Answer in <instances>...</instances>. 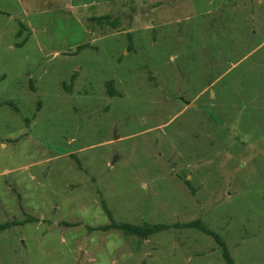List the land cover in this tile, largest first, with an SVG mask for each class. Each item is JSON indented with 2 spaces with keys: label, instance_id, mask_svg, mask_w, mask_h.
I'll list each match as a JSON object with an SVG mask.
<instances>
[{
  "label": "rangeland",
  "instance_id": "rangeland-1",
  "mask_svg": "<svg viewBox=\"0 0 264 264\" xmlns=\"http://www.w3.org/2000/svg\"><path fill=\"white\" fill-rule=\"evenodd\" d=\"M193 219L264 264V0H0V264H225L95 229Z\"/></svg>",
  "mask_w": 264,
  "mask_h": 264
},
{
  "label": "trees",
  "instance_id": "trees-1",
  "mask_svg": "<svg viewBox=\"0 0 264 264\" xmlns=\"http://www.w3.org/2000/svg\"><path fill=\"white\" fill-rule=\"evenodd\" d=\"M106 18V16H100L97 18V20H101ZM82 47V46H77V48ZM109 87L107 86V91L109 94L113 95V92L111 91V89H108ZM184 183L186 186H188V188L191 190V188L189 187L188 181L184 180ZM101 207L104 210L105 214L107 216L110 217V211L107 209V207L105 206L104 202L101 201ZM28 220H22L19 221L18 223H23L26 222ZM16 223L14 221L12 222H2L0 223V230H3L5 228H7L9 226V224H13ZM169 227H175V228H195L209 236H211L214 241L217 243V245L220 247V252H221V257L224 261L225 264H232V260L228 254V251L223 243V241L211 230H209L208 228H206L198 219H193L191 221L185 222V223H172V224H162V223H153V224H149V223H142V224H130V223H126V222H114L111 221L107 224H103L100 226H97L95 229H98L100 231H104V230H108V229H118L123 231L124 233L127 234H131V235H135L141 239H145L149 234L158 231V230H162V229H167Z\"/></svg>",
  "mask_w": 264,
  "mask_h": 264
},
{
  "label": "water",
  "instance_id": "water-1",
  "mask_svg": "<svg viewBox=\"0 0 264 264\" xmlns=\"http://www.w3.org/2000/svg\"><path fill=\"white\" fill-rule=\"evenodd\" d=\"M183 102H184V103H187V101H184V100H183Z\"/></svg>",
  "mask_w": 264,
  "mask_h": 264
},
{
  "label": "crops",
  "instance_id": "crops-1",
  "mask_svg": "<svg viewBox=\"0 0 264 264\" xmlns=\"http://www.w3.org/2000/svg\"><path fill=\"white\" fill-rule=\"evenodd\" d=\"M154 3L157 4V1L156 2L154 1Z\"/></svg>",
  "mask_w": 264,
  "mask_h": 264
}]
</instances>
